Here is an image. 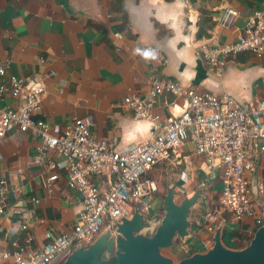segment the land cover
Here are the masks:
<instances>
[{"label":"crops","instance_id":"1","mask_svg":"<svg viewBox=\"0 0 264 264\" xmlns=\"http://www.w3.org/2000/svg\"><path fill=\"white\" fill-rule=\"evenodd\" d=\"M226 8L240 13L229 27L219 24ZM263 8L264 0H0V62L6 66L8 78L22 77L28 85L45 86L40 116L53 135L62 134L81 119L94 123L93 132L117 151L151 141L150 124L135 120L124 100L145 95L152 78L173 80L199 93L229 96L243 106L263 100L264 54L228 57L225 70L218 73L199 49L205 43L236 42L249 16ZM20 102L21 98L10 93H0L3 109L16 108ZM188 108L185 97L166 94L158 100L155 113L163 121H171ZM40 145L31 132L16 128H10L0 141V183L19 187L23 194L14 199L7 193L3 200L0 254L25 246L29 237L31 247H42L47 232L70 231L83 211L82 198L69 189L65 171L46 172L34 164ZM194 150L189 143L183 149L186 161H163L150 173L160 183V194L174 187L178 201L203 188L204 200L191 211L190 236L185 241L178 236L168 250L167 255L178 260L189 253L207 252L220 231L225 247L243 249L260 228L252 218L237 221L222 211L221 176ZM51 157L62 160L55 152ZM165 166L174 179L164 187L162 175H156ZM52 173L59 178L48 187L44 180ZM96 182L104 191L103 180ZM259 184L264 185V154L250 183L257 216L264 222ZM136 208L154 216L142 204L134 205L130 216ZM215 212L217 221L209 231L203 218ZM21 224L27 229L21 230Z\"/></svg>","mask_w":264,"mask_h":264},{"label":"built area","instance_id":"2","mask_svg":"<svg viewBox=\"0 0 264 264\" xmlns=\"http://www.w3.org/2000/svg\"><path fill=\"white\" fill-rule=\"evenodd\" d=\"M239 16L237 9L226 8L219 24L229 27ZM199 49L203 59L218 73L225 70L228 57L244 53L263 55L264 8L249 16L236 42L214 46L205 43ZM0 78V93L21 98L16 108L0 107V141L10 128L31 132L41 142L34 164L46 172L65 171L69 189L79 194L83 202V211L70 231L59 235L47 232L46 243L40 248L31 247L29 237L25 246L0 254V264H57L77 245L89 247L108 221L113 225L129 217L134 205L142 204L147 213L153 214L161 190L159 181L150 173L160 162L186 161L183 149L189 143H193L195 154L221 176L222 211L237 221L252 218L260 227L264 224L257 216L258 204L250 188L264 154V99L243 106L229 96L199 93L173 80L152 78L145 95H131L124 100L135 120L150 124L151 141L115 151L93 132L94 123L81 119L62 134L53 135L40 116L45 86L36 82L28 85L22 77L8 78L1 62ZM166 94L185 97L189 103V108L171 121H163L155 113L158 100ZM51 152L57 153L61 162H56ZM58 178L57 173H52L44 182L50 187ZM98 178L105 184L104 191L96 182ZM7 193L14 199L23 196L21 188L1 182L0 217L5 213L2 203ZM258 193L264 196L263 184L258 185ZM32 200L39 203L37 198ZM217 215L215 212L204 216L209 231L214 230ZM20 229L26 230L27 225L21 224Z\"/></svg>","mask_w":264,"mask_h":264},{"label":"water","instance_id":"3","mask_svg":"<svg viewBox=\"0 0 264 264\" xmlns=\"http://www.w3.org/2000/svg\"><path fill=\"white\" fill-rule=\"evenodd\" d=\"M202 189L178 201L174 187H168L159 222L149 220L136 208L133 215L105 228L89 247L77 245L65 264H264V224L240 250L225 247L220 231L205 253L178 262L163 252L173 247L176 236L183 241L190 236L191 211L204 200ZM148 231L152 236L146 235Z\"/></svg>","mask_w":264,"mask_h":264},{"label":"rangeland","instance_id":"4","mask_svg":"<svg viewBox=\"0 0 264 264\" xmlns=\"http://www.w3.org/2000/svg\"><path fill=\"white\" fill-rule=\"evenodd\" d=\"M167 168V166H165V167H163L160 171L162 172V174H157L156 175V177H160L161 175H162V178H163V182H162V184H163V186L165 187L167 184H165V183H169V182H171V181H173V176H171V174H172V172H171V170L169 169V171L168 170H165ZM166 172H169L168 174L169 175H167L166 174ZM153 176L155 177V175L153 174ZM166 177H168V179L166 178ZM166 181V182H165ZM221 186H222V184H221ZM174 192H175V194H176V196H178L179 195V192H178V190L177 189H175L174 188ZM166 195V192L165 193H163V194H160L159 195V201L157 202V204H156V208H155V211H154V213H153V215H154V217H156L157 216V219H155V221L154 222H157L158 220L160 221L161 220V218H162V215H163V212L161 211L162 209V205H163V199H164V196ZM156 215V216H155ZM148 217V219L149 220H151L152 221V218H153V216L152 215H149V216H147ZM107 225H112L111 224V222L110 221H108L107 223H106V226ZM146 234L147 235H152V232L151 231H148V232H146ZM245 245L247 246L248 245V240H246V242H245ZM173 246H175V243H174V245ZM165 252V251H164ZM169 252V251H168ZM168 252H165V253H168ZM175 257V256H174ZM177 258V257H176ZM178 260V259H177ZM65 260H63V261H61V262H59L58 264H65Z\"/></svg>","mask_w":264,"mask_h":264},{"label":"flooded vegetation","instance_id":"5","mask_svg":"<svg viewBox=\"0 0 264 264\" xmlns=\"http://www.w3.org/2000/svg\"><path fill=\"white\" fill-rule=\"evenodd\" d=\"M155 216H156V215H155ZM155 219H157V216H156V217L153 216L152 221H153V220L155 221ZM157 222H159V220H158ZM146 235H147V234H146ZM147 236H152V235H147ZM177 237H178V236L175 237V239H174V243H175ZM173 245H174V244H173ZM171 249H173V248H171ZM168 250H169V249L164 250V251H165V252H168ZM164 251H163V252H164ZM165 252H164V253H165ZM192 255H193L192 253H189L188 256L185 257V258H189V257H191ZM185 258H182V259H185ZM182 259L179 258L178 262L181 261Z\"/></svg>","mask_w":264,"mask_h":264},{"label":"trees","instance_id":"6","mask_svg":"<svg viewBox=\"0 0 264 264\" xmlns=\"http://www.w3.org/2000/svg\"><path fill=\"white\" fill-rule=\"evenodd\" d=\"M162 209V208H161ZM253 240V237L252 238H250L249 240H248V245L250 244V242ZM182 259V258H181Z\"/></svg>","mask_w":264,"mask_h":264}]
</instances>
